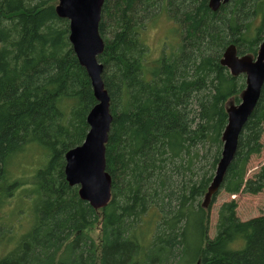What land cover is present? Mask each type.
Segmentation results:
<instances>
[{
	"label": "trees",
	"instance_id": "1",
	"mask_svg": "<svg viewBox=\"0 0 264 264\" xmlns=\"http://www.w3.org/2000/svg\"><path fill=\"white\" fill-rule=\"evenodd\" d=\"M58 3L0 0V212L17 187L11 161L30 147L46 154L27 192L29 229L7 238L0 217V264H264V215L241 221L238 204L225 203L210 239L202 206L222 156L227 105L239 104L246 86L221 60L231 45L239 56H257L264 0H230L216 12L210 0L104 1L98 60L113 117L106 144L112 199L101 210L80 198L64 172L97 101ZM159 12L181 39L147 70L142 29ZM263 139L264 85L220 190L264 193V166L247 179ZM100 222L98 248L87 231Z\"/></svg>",
	"mask_w": 264,
	"mask_h": 264
},
{
	"label": "water",
	"instance_id": "2",
	"mask_svg": "<svg viewBox=\"0 0 264 264\" xmlns=\"http://www.w3.org/2000/svg\"><path fill=\"white\" fill-rule=\"evenodd\" d=\"M105 0H59L57 15L69 21V41L86 70L93 94L97 101L87 116L89 131L82 145L65 155V176L71 187H78L80 198L95 210L105 209L112 199V179L106 170V144L113 117L110 112V97L102 79L103 65L98 57L104 52L105 44L100 35L102 8ZM230 0H210L212 11ZM221 64L237 77L245 76V89L240 103L227 105L228 124L223 132V151L215 176L202 206L207 209L220 191L227 170L232 163L241 132L252 115L264 85V40L256 57L239 56L235 46H229Z\"/></svg>",
	"mask_w": 264,
	"mask_h": 264
},
{
	"label": "rangeland",
	"instance_id": "3",
	"mask_svg": "<svg viewBox=\"0 0 264 264\" xmlns=\"http://www.w3.org/2000/svg\"><path fill=\"white\" fill-rule=\"evenodd\" d=\"M145 22L141 38L144 42L147 53L145 67L150 70L158 64L159 60L166 53L171 52L180 42V32L176 25L165 12H159L158 16ZM234 103V102H233ZM264 143V139H263ZM46 154L37 147H30L25 153L19 155L9 166L11 184L16 183L17 187L12 191V199L0 212L3 220V230L7 234L12 231L14 235L25 233L31 223L30 201L27 199V192L34 183V175L38 168L44 165ZM264 166V151L259 157H254L249 166L247 179L252 178ZM6 189V188H5ZM4 189V191H5ZM3 191V188H0ZM204 198L202 199V202ZM235 201L238 204L237 216L241 221H247L264 215V193L257 195L239 194L230 195L220 190L209 204V231L208 236L213 239L217 232L218 214L223 204ZM7 202V201H6ZM6 204V203H5ZM7 222L6 225L4 223ZM87 234L95 241L97 247L101 244V222L91 227ZM5 237V238H6ZM7 242V241H6Z\"/></svg>",
	"mask_w": 264,
	"mask_h": 264
},
{
	"label": "bare ground",
	"instance_id": "4",
	"mask_svg": "<svg viewBox=\"0 0 264 264\" xmlns=\"http://www.w3.org/2000/svg\"><path fill=\"white\" fill-rule=\"evenodd\" d=\"M58 2H59V0H58ZM75 53V52H74ZM76 55V54H75ZM77 57V56H76ZM78 59V58H77Z\"/></svg>",
	"mask_w": 264,
	"mask_h": 264
}]
</instances>
